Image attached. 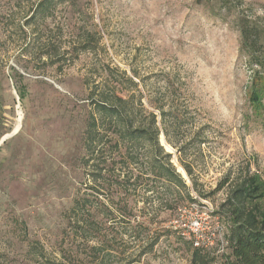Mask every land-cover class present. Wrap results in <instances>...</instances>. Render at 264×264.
Segmentation results:
<instances>
[{
  "label": "rangeland",
  "instance_id": "374dc122",
  "mask_svg": "<svg viewBox=\"0 0 264 264\" xmlns=\"http://www.w3.org/2000/svg\"><path fill=\"white\" fill-rule=\"evenodd\" d=\"M42 1L0 0V142L9 136L0 146V264L85 258L90 248L78 244L66 213L85 191L99 223L92 244L111 253L99 252L92 264H192L195 241L210 245L209 264H227V225L215 215L224 180L264 170V97L251 100L253 70L239 28L240 15L264 23V0L228 7L219 0ZM99 93H132L135 111L141 99L159 121L158 107L171 112L166 125L177 145H187L197 201L162 208L167 194L152 178L115 198L111 161L120 156L109 124L98 147L108 159L105 179L92 180L84 143ZM164 125L160 143L192 186ZM150 151L138 143L140 166ZM105 206L117 210L107 217ZM29 242L43 247L41 262L31 260Z\"/></svg>",
  "mask_w": 264,
  "mask_h": 264
},
{
  "label": "trees",
  "instance_id": "16d2710c",
  "mask_svg": "<svg viewBox=\"0 0 264 264\" xmlns=\"http://www.w3.org/2000/svg\"><path fill=\"white\" fill-rule=\"evenodd\" d=\"M48 1L43 0L41 7ZM219 2L223 7H228L231 0H219ZM262 20L263 18L255 14L239 16L241 52L253 70L250 97L254 105L260 104L264 97V45L261 43L264 36V23ZM92 106L93 113L87 124L84 143L87 157L83 159V162L94 182L105 179L102 171L107 168L104 166L108 165V159L102 155L103 151L98 147L105 137L104 125L109 124L112 128V133L108 137L109 142L120 156L119 161L114 164L111 161L114 186L119 190L117 194L115 193V198L124 200L121 197L122 194L136 192L142 179L149 181L152 178L155 182L162 181V187L167 194L161 201L162 208L174 209L181 203L197 201L191 191V189L197 190V180L194 178L192 163L185 158L187 145H177V142L171 139L166 125V117L171 114L170 111L158 107L161 118L159 121L158 114L148 111L141 99L138 103V111H135L132 93L110 95L99 93L98 98L92 101ZM178 120L177 117L173 122L175 130L181 127ZM159 122L165 124L163 133L179 153V162L189 176L192 186L188 185L187 180L172 162V153L165 151L160 143L162 130ZM141 141L148 142L151 149L144 167L139 165L140 158L137 152V145ZM112 160L115 161V158ZM224 185L228 186L226 198L215 211V215L224 219L227 225L225 240L226 247L230 251L226 256L227 264H264V170L252 172L247 169L233 176L229 175L225 178ZM87 189L95 190L96 186L87 185ZM89 194L85 191L78 195L66 213L76 234L75 239H80L78 244L85 248L89 247L90 252L86 253L85 258H80L79 255L71 257L63 253L65 261L60 264H92L99 257V252L104 251L109 256L111 254L108 246L92 244L99 231V223L93 212L95 201ZM127 206H125L126 210L129 209ZM105 207L106 209H102V212L107 217L117 210L110 209L109 206ZM20 223L27 234L26 222ZM38 244L29 242V254H33L31 259L33 262H41L39 256H44L43 247H39ZM207 250L208 248L205 247L194 246L192 264H209L213 261L214 258H208L209 253H205Z\"/></svg>",
  "mask_w": 264,
  "mask_h": 264
},
{
  "label": "built area",
  "instance_id": "2783aa9c",
  "mask_svg": "<svg viewBox=\"0 0 264 264\" xmlns=\"http://www.w3.org/2000/svg\"><path fill=\"white\" fill-rule=\"evenodd\" d=\"M194 244H195V246H197V247H205V248H209L210 247V245H206L205 243H200V242H198V241H195L194 242Z\"/></svg>",
  "mask_w": 264,
  "mask_h": 264
},
{
  "label": "water",
  "instance_id": "95a60500",
  "mask_svg": "<svg viewBox=\"0 0 264 264\" xmlns=\"http://www.w3.org/2000/svg\"><path fill=\"white\" fill-rule=\"evenodd\" d=\"M7 137H9V136H6V137H4V138L1 140V142H0V146H1V144L6 140Z\"/></svg>",
  "mask_w": 264,
  "mask_h": 264
},
{
  "label": "bare ground",
  "instance_id": "6f19581e",
  "mask_svg": "<svg viewBox=\"0 0 264 264\" xmlns=\"http://www.w3.org/2000/svg\"><path fill=\"white\" fill-rule=\"evenodd\" d=\"M169 147V146H168Z\"/></svg>",
  "mask_w": 264,
  "mask_h": 264
}]
</instances>
